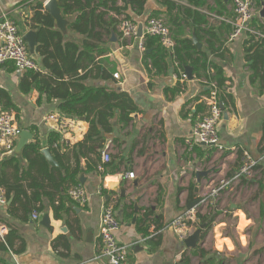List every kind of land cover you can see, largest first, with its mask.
<instances>
[{
	"label": "crops",
	"instance_id": "crops-1",
	"mask_svg": "<svg viewBox=\"0 0 264 264\" xmlns=\"http://www.w3.org/2000/svg\"><path fill=\"white\" fill-rule=\"evenodd\" d=\"M47 1L0 0V17L4 14L15 22L23 35L31 29L28 24L33 8ZM171 1L182 8H192L184 1ZM260 2L264 1L259 0L258 11ZM224 3H228L226 10L230 13L232 0ZM215 8L212 0H205L204 7L192 9L206 15L209 26H218L224 17L210 11ZM152 11L160 12L159 16L166 20L165 7L155 0L149 1L145 16ZM109 16L112 13L106 17ZM256 16L264 20L258 13ZM62 18L66 21L65 30L61 31L55 25L54 28L66 40L80 44L83 37L68 30L74 16ZM170 30L174 29L170 27ZM181 35L189 37L190 41L195 36L191 26H184L177 33V36ZM113 36L115 40H111ZM219 36L226 42L224 59H211L222 66L227 79L226 93L230 97L227 104L221 105L222 118L218 126L219 144L223 150L197 146L199 157L196 152L185 148L184 141L190 138L192 126L203 115L204 88L201 81L192 75L191 79H179L183 84L181 91L173 96L166 95L164 90L172 89L177 82L170 65L165 73L153 74L154 71L149 72L142 59L143 53L149 50L146 53L149 54L155 47L142 51L138 40L122 39L114 33L103 37L100 47L106 48L107 53L99 60L102 68L112 73V78L92 80L88 84L115 87L127 93L139 111L122 131L106 135L100 163L90 155V161L97 162V171L80 175V183L87 195L85 205L65 200L66 211L57 220L52 207L44 200L45 209L38 213V219L32 220L30 215L25 222L8 215L7 206L11 199L5 206H0V225L7 229L5 236L15 230L20 238L14 241L10 250H0V264H106L97 257L101 209L106 202L113 206L120 221L115 237L118 243L128 248L130 264H183L181 258L184 254L189 258V264H200L199 258L190 254L193 249L185 248L170 224L187 211L189 202L205 199L215 183L218 185L223 180H233V183L230 189L220 192L215 204L199 202L194 207L201 215L207 214L211 208L218 212L211 228L212 235H206L198 245L206 252L217 253L221 264H264V79H252L245 61L244 34L230 40L221 30ZM197 41L203 48L204 42ZM33 58L38 62L36 54ZM21 73L9 62L0 65V90L7 94L9 105L19 109V118L15 119L14 110L2 106L6 104L3 96H0V110L13 114L22 130L36 126L40 139L44 141L53 125L45 121L46 117L57 113L58 102L42 101L38 105L36 91L22 94L18 87ZM75 122V129L62 135L69 148L81 142L88 130L84 118ZM105 148L110 168L115 167L116 172L103 175L100 164L104 163L101 153ZM244 152L257 163L253 176L234 179ZM4 156L8 155L0 153V158ZM80 163L85 167L86 160L81 159ZM205 171L209 174L197 182L196 173ZM130 172L134 174L132 179L126 176ZM101 191L105 192L104 196ZM146 212L151 214L149 220H159L161 225L158 228L153 223L149 236L144 237L137 232L135 223L136 218L143 217ZM45 214L48 215V224L42 220ZM155 236L160 238V243L152 251L148 239ZM21 243L23 251L16 254ZM218 243L219 250L216 248Z\"/></svg>",
	"mask_w": 264,
	"mask_h": 264
},
{
	"label": "trees",
	"instance_id": "trees-1",
	"mask_svg": "<svg viewBox=\"0 0 264 264\" xmlns=\"http://www.w3.org/2000/svg\"><path fill=\"white\" fill-rule=\"evenodd\" d=\"M149 1L57 0L62 16H74L68 30L83 37L80 44L66 40L64 35L54 28V21L44 13L42 3H38L33 8L34 13L28 26L30 30L36 29L39 32L35 47L38 62L33 59L40 70L22 72L19 77V90L22 94L36 91L38 105L42 101L47 103L57 101V113L60 116L75 120L84 118L88 124V130L81 142L69 148L64 143L62 134L49 131L43 141L40 139L39 129L36 126H30L27 130L31 133L32 139L23 147L20 154L0 158V188L7 201L11 199L7 206L10 217L25 222L34 211L39 213L45 209L44 200H46L53 209L54 218L61 219L66 211L63 205L65 200L72 202L68 197V191L77 186L83 187L79 181L81 174L97 171V162L90 161V155H94L100 163V151L104 148L106 135L122 131L132 121V116L138 113L139 109L127 93L115 87L90 85L88 82L112 78V73L102 68L99 60L107 53L106 48L100 47L104 36L108 37L109 34L114 33L121 38L117 29L124 19L138 26L148 18L160 17V12L157 11H152L145 16ZM155 1L165 7L164 15L167 23L174 29L171 30L174 47L168 51L160 45L157 38L143 36L144 51L155 47L151 53L142 55L143 63L150 70L149 72L163 74L170 65L172 73L177 77V82L172 89H165L164 92L166 95L169 93L173 96L183 88L179 79L188 67L191 75L201 81L204 97L209 96L210 84H214L218 98L222 104H227L230 99L229 94L226 93L227 79L222 66L211 58L224 59L226 42L219 33L224 30L230 36L233 30L231 25L222 21L218 26H209L206 15L192 9L204 7L205 0H178L186 2L192 7L190 9L182 8L171 0ZM212 1L216 8L210 9L211 12L218 17L231 16V12L228 13L226 10L228 3H224L223 0ZM255 1L259 7V0ZM108 13H112V16L107 18ZM248 25L250 30L264 35V20L255 16ZM184 26L192 27L197 39L204 42L203 48L197 50L189 37L177 36ZM243 34L245 61L252 73V79L263 81L264 39L250 31H245ZM9 70L12 69L9 68ZM0 96L6 99L5 106L3 104L2 106L7 107L8 110H14L15 119H18L19 109L9 105L10 101L5 92L0 90ZM201 108L204 113L206 107L203 101ZM44 148L50 151L59 168H54L47 163L41 154ZM192 151L196 152L198 157L200 156L197 148L194 147ZM81 159L86 160L85 167L81 165ZM100 165L103 168V175L116 172L115 167L110 168V162ZM101 195L104 196L105 192L101 191ZM156 201L158 202L159 198ZM150 215V212H146L143 217L136 218L137 232L144 237L149 236V228L153 223L158 228L161 225L159 220H149ZM217 216L218 212L215 208H211L204 215L196 212L193 227L196 230L201 225L204 226L200 240L206 237ZM17 239H20L17 232L9 231L4 237V242L0 241V250H10ZM148 243L153 251L159 245L160 238L151 237ZM22 251L23 243L15 250V253L19 254ZM190 254L198 257L200 264H221L217 254L206 252L201 245L196 246ZM181 261L183 264H189V258L185 254Z\"/></svg>",
	"mask_w": 264,
	"mask_h": 264
},
{
	"label": "built area",
	"instance_id": "built-area-1",
	"mask_svg": "<svg viewBox=\"0 0 264 264\" xmlns=\"http://www.w3.org/2000/svg\"><path fill=\"white\" fill-rule=\"evenodd\" d=\"M257 13L258 8L255 0H232L231 16L229 18H222V21L230 24L233 29L229 39L233 40L245 31H250L252 34H256L264 39V35H260L258 32L248 28V24ZM142 26L143 35L140 39L137 38V25L129 20H122L118 26V31L122 39L138 40L139 48L142 51H144L142 40L145 35L157 38L160 45L168 51L173 49L174 42L171 30L164 18H148ZM7 62L11 63L19 72L40 70L39 65L29 55L26 44L23 41V35L20 33L18 26L3 14L0 17V65ZM180 79L185 80L187 76L181 74ZM209 90V96L203 99L206 110L201 118L192 126L190 138L184 141L185 148L190 152L197 146H212L219 151L223 150L218 138V126L222 118V103L217 96L214 84H210ZM45 121L53 123L49 127L50 131H56L62 135L72 132L76 127L75 119L62 117L58 113L48 115ZM20 132V128L14 121V115L0 110L1 154H13ZM101 160L104 163L110 160L106 148L101 153ZM256 165L255 159L244 152L239 172L234 179H239L241 176L251 178ZM126 176L132 179L134 174L130 172ZM232 183L233 180L220 181L218 185L211 188L208 197L202 199L200 203L210 202L211 204H215L219 200L220 192L223 189H230ZM68 197L79 205H85L87 202V195L82 186L70 189ZM6 203L5 194L0 188V206H5ZM196 212L195 208H192L172 220L170 228L181 240L186 239L194 232L195 228L192 224L195 223ZM31 218L32 220H37L38 212L34 211L31 214ZM119 228L120 221L116 216L113 206L109 203H104L99 222V250L97 257L104 260L106 264H130L128 260V248L118 243L115 237ZM6 232V227L0 225V241L4 242ZM216 248L219 250L218 247Z\"/></svg>",
	"mask_w": 264,
	"mask_h": 264
},
{
	"label": "water",
	"instance_id": "water-1",
	"mask_svg": "<svg viewBox=\"0 0 264 264\" xmlns=\"http://www.w3.org/2000/svg\"><path fill=\"white\" fill-rule=\"evenodd\" d=\"M228 0H224V2H227ZM43 10L46 12L54 21V25L61 31L65 30L66 26V21L62 18L60 14V10L58 8V4L56 0H48L44 5H43ZM258 15L260 18H264V3L260 2V9L258 11ZM142 31H143V26L142 23L138 24L137 26V38L140 39L142 37ZM37 37H38V32L34 30H28L23 34V41L26 44L27 51L31 57H34L35 54V47L37 46ZM111 40H115L114 36L111 38ZM191 43L193 46L196 47L197 50H200L201 45L197 41L195 36H192ZM149 50H147L145 53H148ZM185 74L188 79H191V72L190 68L186 67L185 68ZM32 139V135L29 131L27 130H21L19 134L18 141L15 145L14 149V155H19L23 147ZM41 154L44 156L45 160L47 163L54 167V168H59L58 164L54 161L50 151L47 148L42 149ZM209 172H198L196 173V181H200V177H206ZM79 181L82 182V176L79 178ZM122 192V189H120ZM197 192V190H195ZM200 201L195 200L192 202H189L187 205V210H190L194 208L196 205H198ZM42 220L45 223H49L48 215L45 214L42 218ZM204 229V226L201 225L198 229L194 230V232L188 236L186 239L183 240V244L185 248H190L194 249L198 244L202 243V240H200L201 236V231Z\"/></svg>",
	"mask_w": 264,
	"mask_h": 264
},
{
	"label": "rangeland",
	"instance_id": "rangeland-1",
	"mask_svg": "<svg viewBox=\"0 0 264 264\" xmlns=\"http://www.w3.org/2000/svg\"><path fill=\"white\" fill-rule=\"evenodd\" d=\"M215 184L217 185V183H215ZM208 235H210V236L212 235V230H211V229H210L209 232L207 233V236H208ZM217 239H218V237L216 238V240H217ZM208 246L210 247V243L208 244ZM218 248L221 249L220 246H219V243H218ZM210 250H211V249H210ZM212 253H213V250H212ZM213 254H217V253H213Z\"/></svg>",
	"mask_w": 264,
	"mask_h": 264
},
{
	"label": "bare ground",
	"instance_id": "bare-ground-1",
	"mask_svg": "<svg viewBox=\"0 0 264 264\" xmlns=\"http://www.w3.org/2000/svg\"><path fill=\"white\" fill-rule=\"evenodd\" d=\"M111 184V183H110ZM241 219H242V217H241ZM219 242V241H218ZM220 246V245H219ZM220 248H221V246H220Z\"/></svg>",
	"mask_w": 264,
	"mask_h": 264
}]
</instances>
